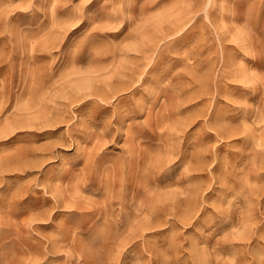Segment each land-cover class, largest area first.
I'll list each match as a JSON object with an SVG mask.
<instances>
[{
  "label": "rangeland",
  "instance_id": "374dc122",
  "mask_svg": "<svg viewBox=\"0 0 264 264\" xmlns=\"http://www.w3.org/2000/svg\"><path fill=\"white\" fill-rule=\"evenodd\" d=\"M0 264H264V0H0Z\"/></svg>",
  "mask_w": 264,
  "mask_h": 264
},
{
  "label": "bare ground",
  "instance_id": "6f19581e",
  "mask_svg": "<svg viewBox=\"0 0 264 264\" xmlns=\"http://www.w3.org/2000/svg\"><path fill=\"white\" fill-rule=\"evenodd\" d=\"M209 3H210V2H209ZM194 20H195V19H194ZM194 20H193V21H194ZM191 23H192V22H191ZM216 130H217V129H216Z\"/></svg>",
  "mask_w": 264,
  "mask_h": 264
}]
</instances>
